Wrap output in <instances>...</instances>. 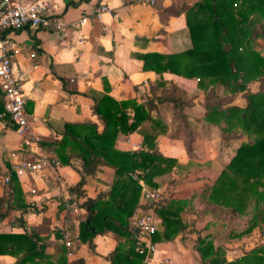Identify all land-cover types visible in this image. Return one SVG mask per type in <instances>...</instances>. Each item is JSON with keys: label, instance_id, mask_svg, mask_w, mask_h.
<instances>
[{"label": "crops", "instance_id": "crops-1", "mask_svg": "<svg viewBox=\"0 0 264 264\" xmlns=\"http://www.w3.org/2000/svg\"><path fill=\"white\" fill-rule=\"evenodd\" d=\"M75 1H78L76 5L66 6L65 0H23L25 4H44L48 14L58 22L47 29L24 26L7 32L15 42L11 60L25 96L28 133L26 136L20 133L7 115H1L2 110L0 173L9 171L12 163L20 159L42 161L39 169L25 170L17 176L27 205H15L0 216V234H26L35 238L33 252L39 254L19 264H71L76 259H83L86 264H109L107 255L117 239L111 232L99 234L94 238V250L82 242L78 231L84 211L79 203L106 192L114 176L113 169L101 166L94 174L85 175L82 194H78L72 188L81 179V160L71 156L68 163H61L49 146L50 142L61 138L66 123L91 122L101 130L103 120L95 113L94 106L104 94L116 100L134 99L148 109L151 117H159L166 125L165 132L157 134L154 143L160 153L174 157L181 165L180 174L171 171L169 175L171 179L172 176L183 177L187 185L179 188L169 184L167 187L178 195H192L211 183L239 143L236 139L222 140L218 127L202 119L204 89L198 86L196 78L143 69L138 57L145 52L169 54L189 48L191 41L184 8L197 0H154L151 4L144 0ZM102 6L104 9L99 10ZM83 18L82 23L76 24ZM32 51L34 57L29 56ZM172 83L192 98V104L185 109L187 123L193 130L187 139L189 151L186 137L178 131L180 122L172 104L155 97V93ZM237 98L241 99V104L235 103ZM235 100L234 104L243 105L240 95ZM0 107L3 108L1 89ZM193 109L196 112H192ZM150 125L151 121L145 119L136 130L119 132L115 147L144 148L142 133L151 130ZM26 137L30 144L25 142ZM166 176L157 178L158 182ZM145 190L148 188L144 186V193ZM8 191V186H0V195ZM144 193L131 225L135 216L146 208ZM185 215L188 220H195L201 235L207 231L218 245L215 236L228 226L226 221L211 224L210 213L197 215L190 211ZM201 222L204 225L201 226ZM65 231L72 239L70 247L64 244ZM248 234L241 235L239 242L246 240ZM9 240L11 249L13 239ZM234 240L237 237L232 243H226L227 246L221 245L227 260L253 247L233 249ZM142 244H150L145 258L147 264H202L191 236L179 234L172 241L157 242L145 238ZM23 247L14 246L15 253H0V264H18Z\"/></svg>", "mask_w": 264, "mask_h": 264}, {"label": "trees", "instance_id": "trees-1", "mask_svg": "<svg viewBox=\"0 0 264 264\" xmlns=\"http://www.w3.org/2000/svg\"><path fill=\"white\" fill-rule=\"evenodd\" d=\"M77 3L65 0L66 6ZM184 16L190 47L169 54H138L143 69L196 78L198 86L204 89L202 119L218 127L222 140L240 139L242 135L248 138L239 141L218 176L198 192L168 193L154 210L160 223L150 240L172 241L179 234L191 236L202 264H264V241L227 260L224 248L215 245L208 234L201 235L193 222L184 217L190 211L197 215L210 213L214 217L212 224L221 212H228L230 217L247 216V225L238 235L264 223V0H197L185 6ZM251 82L260 83L257 90L250 88ZM238 95L243 99L242 106L233 103ZM155 97L172 104L180 122L178 131L186 137L189 151L187 139L193 130L187 123L185 109L192 104V98L174 83L155 93ZM2 110L0 107V113ZM94 111L103 120L101 130L91 122L66 123L61 138L49 144L61 163H68L71 156L81 160V179L72 188L78 194H82L85 175L94 174L98 167L107 166L114 172L106 192L79 203L84 212L78 238L94 250L95 236L111 232L117 242L107 255L109 264H147V249L138 243L139 233L131 220L144 186L157 187V178L171 171L180 174L181 165L174 157L157 150L154 139L165 132L166 125L159 117H151L143 104L104 94ZM145 119L151 121V130L142 133L144 148L115 147L119 132H132ZM7 186L8 193L0 195V216L15 205H27L14 172ZM196 196L199 205L194 204ZM9 239H13L12 248L24 246L18 264L39 254L33 252L35 238L26 234H0V253H15L8 246ZM71 264L86 263L76 259Z\"/></svg>", "mask_w": 264, "mask_h": 264}, {"label": "built area", "instance_id": "built-area-1", "mask_svg": "<svg viewBox=\"0 0 264 264\" xmlns=\"http://www.w3.org/2000/svg\"><path fill=\"white\" fill-rule=\"evenodd\" d=\"M153 3L154 0H144ZM104 9L102 6L99 10ZM84 21L80 19L76 24ZM58 19L48 14L47 7L39 2L25 4L23 0H0V89L3 98V112L1 115H7L11 124L15 125L20 133L25 136L28 133L27 113L25 110V96L22 92L20 82L18 81L11 60V51L14 50L15 42L7 33L10 30H18L24 26L31 29H47L56 24ZM30 57L35 56V52L29 53ZM25 142L30 144L29 139ZM42 161L30 162L20 159L12 163L11 169L5 173H0V186H7L10 182L11 172L16 176L25 170H37L41 167ZM146 208L135 216L132 226L139 233L138 243L142 244L145 238L150 240L151 235L159 228L160 220L154 213L161 203L168 197L165 187H156L151 190H145ZM72 239L68 231L64 232V244L70 247ZM151 241V240H150ZM147 253L150 250V244L146 246Z\"/></svg>", "mask_w": 264, "mask_h": 264}, {"label": "rangeland", "instance_id": "rangeland-1", "mask_svg": "<svg viewBox=\"0 0 264 264\" xmlns=\"http://www.w3.org/2000/svg\"><path fill=\"white\" fill-rule=\"evenodd\" d=\"M260 83L258 82H251L249 84L250 88L252 90H257L259 87ZM221 91V87H219V92ZM235 103L237 104H241V99L237 98L235 100ZM192 112H196L194 109L192 110ZM196 126L198 127V125L196 124ZM199 128H201L199 126ZM201 130L204 132V130L201 128ZM248 137L245 135H242V137L240 139H236V142H239L242 139H247ZM233 144V143H232ZM173 179L170 178V175L167 174L166 177L161 178L160 179V183L157 187H165V189L167 190V192L169 193L172 189L171 187L167 189L169 184L178 186L179 188H184L188 181L184 180L183 177L177 176V177H173ZM174 186V187H176ZM156 188V187H155ZM154 189V188H152ZM148 190H151L150 188H148ZM193 192V191H192ZM197 203H198V199H197ZM196 203V204H197ZM199 205V203L197 204ZM201 205V204H200ZM202 206V205H201ZM211 215V214H210ZM184 217L187 219L186 215L184 214ZM219 218V219H218ZM214 219V217L211 215V220ZM188 220V219H187ZM189 221L193 222V227H195V220L194 219H190ZM216 221H226L228 223V226L226 228L220 229V231H218L217 235L215 236V242L219 245H226V243H232V239L237 237V240L233 241L231 248H236V247H242V249L244 250V246L250 247V246H255L259 243L262 242V240H264V223H262L260 226H258V229L256 227H254L251 231H249L246 240L244 238V241L239 242V238L241 235H238L239 232H242L244 230V228L247 225V216H241V217H230V214L228 212H221L218 213L217 216V220ZM212 222V221H211ZM201 226L204 225L201 223H199ZM196 228V227H195ZM204 234H208L207 231H203V235ZM244 235V234H242ZM232 238V239H231ZM227 246V245H226Z\"/></svg>", "mask_w": 264, "mask_h": 264}]
</instances>
